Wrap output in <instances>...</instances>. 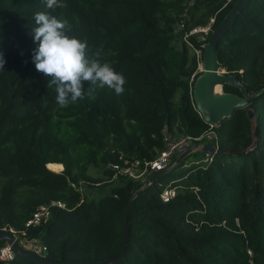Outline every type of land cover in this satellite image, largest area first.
Wrapping results in <instances>:
<instances>
[{"label": "trees", "instance_id": "obj_1", "mask_svg": "<svg viewBox=\"0 0 264 264\" xmlns=\"http://www.w3.org/2000/svg\"><path fill=\"white\" fill-rule=\"evenodd\" d=\"M233 2L64 0L66 7L48 9L46 0H0V231L22 230L38 205L60 200L63 207L50 206L45 221L23 229L45 246L40 256H118L124 210L144 180L113 175L110 164L151 160L166 148V134L197 137L209 128L193 83L202 43ZM40 11L67 19L70 35L86 38L102 63L122 73L123 93L92 92L85 83L84 99L61 107L32 60L38 42L31 28ZM211 17L208 32L184 39ZM217 56L256 92L249 99L253 118L235 108L213 126L217 150L210 159L196 147L141 188L128 212L124 255L102 264H264V0L247 1L219 39ZM224 90L240 94L229 84ZM197 152L203 158L188 162ZM168 183L176 195L163 201ZM8 264L40 263L14 253Z\"/></svg>", "mask_w": 264, "mask_h": 264}, {"label": "clouds", "instance_id": "obj_2", "mask_svg": "<svg viewBox=\"0 0 264 264\" xmlns=\"http://www.w3.org/2000/svg\"><path fill=\"white\" fill-rule=\"evenodd\" d=\"M48 9L64 8V0H46ZM35 27L31 28L37 47L32 50V60L37 72L47 77V88L55 86L56 101L61 107L75 104L88 90L108 87L122 94L126 77L108 62H101L100 52H92L86 38L70 35L71 25L49 12L34 14ZM5 60L0 53V69Z\"/></svg>", "mask_w": 264, "mask_h": 264}, {"label": "water", "instance_id": "obj_3", "mask_svg": "<svg viewBox=\"0 0 264 264\" xmlns=\"http://www.w3.org/2000/svg\"><path fill=\"white\" fill-rule=\"evenodd\" d=\"M248 0H234L230 9L225 13L220 22L211 30L206 41L202 43V60L198 64L201 72L197 75L193 83V101L205 121L212 124L219 123L224 117L229 116L235 108H242L246 111L249 118H253L254 111L250 106L249 99L255 93L250 94L242 81L235 74L229 73L223 68L222 63L217 56V43L235 18L241 12ZM201 65V66H200ZM229 84L237 87L240 94L224 90V85ZM204 151H216L217 147L211 142H205L202 145ZM191 149L179 154L178 158L168 167L162 170L154 171L139 189L135 190L124 210V238L121 252L115 257H105L100 260H78L66 262H53L33 253L28 249H24L9 232L0 231V240L7 241L15 254L25 257L29 260L40 264H102L110 261H117L125 252L127 243V219L128 212L131 208L134 196L141 188L153 181L160 173L173 168L180 159L185 156ZM61 169V168H60Z\"/></svg>", "mask_w": 264, "mask_h": 264}, {"label": "built area", "instance_id": "obj_4", "mask_svg": "<svg viewBox=\"0 0 264 264\" xmlns=\"http://www.w3.org/2000/svg\"><path fill=\"white\" fill-rule=\"evenodd\" d=\"M214 22V17H211L209 22L204 26H196L184 32L183 37L187 39L190 34L203 31L208 32L211 29ZM188 41V39H187ZM189 42V41H188ZM209 128L204 131L201 135L197 137H191L188 135L181 136L179 138H172L170 135L166 134L165 138L167 140L166 148L162 149L159 154L151 159L141 161L139 159H134L132 161L125 160L122 164H110L112 168V174L124 173L135 178H141V180H147L148 177L156 170L164 169L170 161V158L175 154H180L188 149H194L196 147L201 148L203 143L211 141L217 147V134L213 129L214 125L209 123ZM210 159V152L205 151V158ZM176 195V188L168 183L166 184L160 193L161 199L163 201H168ZM63 207V203L60 200H51L47 204L38 205L30 214V216L24 221L23 229L29 226L37 225L42 221H45L49 215L50 206ZM4 229V227L2 228ZM9 233L13 235L14 238L19 242V239L24 240L28 243L30 251L36 254H40L45 246L42 245L37 238H26L24 237V230H15L12 227L7 228ZM18 238V239H17ZM21 245V244H20ZM248 252L251 254L252 251L249 249ZM14 251L7 241H3L0 244V261L2 264H8V261L13 257Z\"/></svg>", "mask_w": 264, "mask_h": 264}, {"label": "rangeland", "instance_id": "obj_5", "mask_svg": "<svg viewBox=\"0 0 264 264\" xmlns=\"http://www.w3.org/2000/svg\"><path fill=\"white\" fill-rule=\"evenodd\" d=\"M193 34H194V33H193ZM196 36H197V37H200V39H203V36H202L201 33H197ZM200 63H201V62H200ZM200 66H201V65H200ZM198 69H199V68H198ZM198 158H203V154H201V152H197V153H195V154H191V155L188 157L187 161H188V162H189V161H194V160H197ZM81 187H82V190L84 191V193H86L87 195H93V194H94L93 191H91V189H90L88 186H86V185H82ZM19 242H20L21 246H22L24 249H29V245H28V243H27L26 241L19 239Z\"/></svg>", "mask_w": 264, "mask_h": 264}]
</instances>
